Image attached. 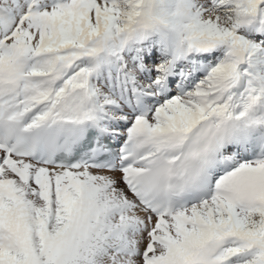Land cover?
<instances>
[{
	"label": "snow or ice",
	"instance_id": "obj_1",
	"mask_svg": "<svg viewBox=\"0 0 264 264\" xmlns=\"http://www.w3.org/2000/svg\"><path fill=\"white\" fill-rule=\"evenodd\" d=\"M0 264H264V0H0Z\"/></svg>",
	"mask_w": 264,
	"mask_h": 264
}]
</instances>
